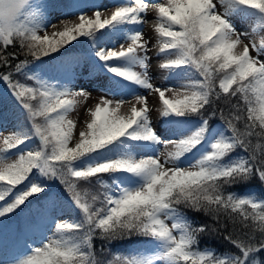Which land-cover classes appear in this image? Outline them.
<instances>
[{"label": "snow or ice", "instance_id": "6c2138e0", "mask_svg": "<svg viewBox=\"0 0 264 264\" xmlns=\"http://www.w3.org/2000/svg\"><path fill=\"white\" fill-rule=\"evenodd\" d=\"M50 7L48 0H0V69H6L0 82L31 124L30 130L17 126L0 142V231L11 214L24 211L21 206L27 207L30 197L52 198L47 181L63 185L82 219L56 222L53 235L40 246L28 245L14 264H103L95 237L111 242L133 235L150 238L152 249L116 255L108 264H264L258 255L264 253V198L225 192V186L254 176L264 183V0H130L107 17L102 4H92V17L80 11L78 23L65 22L49 33L50 26L55 28L48 19ZM150 7L165 79L200 77L182 84V93L151 83V40L140 29L125 34L124 26L146 22L142 13ZM237 22L250 24V30H239ZM122 34L126 47L102 46ZM73 41L77 51L91 42L103 62L96 67L114 77L94 108L87 109L78 138L69 114L90 93L83 86L49 84L27 59L43 63L41 58L49 57L74 72L79 64L66 47ZM17 43L25 59L13 64L17 53L8 48ZM61 48L63 53L52 56ZM137 66L141 71L133 70ZM16 74L35 86L14 81ZM129 84L158 94L159 115L178 130L175 138H160L147 96ZM166 91H173L172 98ZM217 101L224 107L218 109ZM125 103L129 109L122 113ZM218 112L222 129L213 127ZM237 150L243 154L233 157ZM80 182L104 191L82 190ZM188 212L202 213L216 226L197 222ZM225 218L234 231L224 239L239 254L200 250L202 235L228 229Z\"/></svg>", "mask_w": 264, "mask_h": 264}, {"label": "trees", "instance_id": "16d2710c", "mask_svg": "<svg viewBox=\"0 0 264 264\" xmlns=\"http://www.w3.org/2000/svg\"><path fill=\"white\" fill-rule=\"evenodd\" d=\"M101 2L102 0H48V3L51 5L49 8L48 18L51 14L59 11L78 12L81 11L84 6L100 4ZM103 31L107 32L108 30L104 29ZM97 35H99V33H97ZM78 40L86 41L87 38L80 37ZM77 44L78 41H73L71 44L66 46L67 48L73 50L74 59L78 61L79 66L74 65L75 71L78 68H91L92 66L88 63L86 53L93 52L96 49H92L91 42H88L87 44L78 45V47L82 48V50L77 51L76 49H73V45ZM64 51V48H61L59 53H53L52 56H59ZM8 52L17 53V59L12 61L13 64L25 59V56L21 54L18 43L15 47L10 46L8 48ZM27 59L30 61L29 67H32L33 65L37 66L34 74L39 76L42 80L47 81L49 84L67 86V84L73 79L75 71L73 72L69 69H66L65 67L60 66L58 60L54 61L49 57H42L41 60L43 63H41L40 61H32L30 56H28ZM0 71H6V69H0ZM191 77L200 79V77L195 73H193ZM17 80L21 83L27 84L28 86H35L34 81L27 80L24 75H14V81ZM216 104L218 109L220 107H224L223 101H217ZM190 119L195 120L198 118L193 116L190 117ZM17 126H23L29 130L31 129V124L25 118L24 109L11 95L10 89H8V87L3 82H0V128H6L10 131H13ZM216 126H220L222 128L226 127L223 126L222 122L219 120V112L215 118L213 127ZM36 144H38V141L29 143L28 147H34ZM241 154L243 153L240 150H237L232 154V156L235 157ZM47 183L50 184L48 190L52 194L51 199L45 200L43 193L39 194V196L34 195L33 197L29 198L30 203L26 202L27 207L21 206L24 208V211L17 209L15 213L11 214L9 219L3 221L6 226H15L16 235H14V241H18L23 237L24 230L27 227L30 229V226L46 218L50 213V210H59L60 212L63 211V213L65 212V214L69 216L67 220L68 222L79 221L82 219L81 214L75 208L71 197L64 189L63 185H60L58 181H47ZM80 186L82 190L88 189L90 192H94L96 194L104 191L99 185L89 186L83 182H80ZM18 187H23V185ZM225 192H233L240 195L252 194L255 197L264 198V183H261L259 179L254 176L246 181L238 182L231 186H225ZM187 214L189 217L194 218L197 222L207 221L210 225L216 226L215 221L209 220V218L205 217L202 213L196 214L193 212H188ZM225 222L228 223L227 230L220 229L217 232L204 234L199 238L200 250L211 249L218 254H239L238 250L235 249V247L228 240L224 239V236L227 235L228 232L234 231L231 223L228 222L226 218ZM93 243L97 253V259L101 260L103 264H108V262L113 260L116 255H129L137 252H145L150 250L152 247L150 238L140 235H133L130 238H124L123 240L111 242H105L101 240L99 236H97L94 238ZM258 255L259 259L264 262V253H260Z\"/></svg>", "mask_w": 264, "mask_h": 264}, {"label": "rangeland", "instance_id": "374dc122", "mask_svg": "<svg viewBox=\"0 0 264 264\" xmlns=\"http://www.w3.org/2000/svg\"><path fill=\"white\" fill-rule=\"evenodd\" d=\"M130 0H121V1H114V0H102L100 4H102L104 7H102L100 10L102 12V15L104 17H107L111 14V12L114 10V7L118 4H127ZM150 3H166V0H150ZM85 15L92 17L93 12L95 9L90 6H84L81 10ZM80 12V11H78ZM78 12H66V11H59L54 14H51L48 18L51 21L52 25H55V28L49 27L48 32L51 33L54 30H60L63 27V24L65 22H71V23H78V18L76 13ZM249 15H252V13H249ZM142 17L146 20L145 23L142 25H132V26H125V34L128 30L133 29H140L145 39L151 40L150 45V51L149 56L151 57L150 65L148 68V75L151 78V83L154 86L162 87V88H170L173 91L183 92L185 89L181 86L182 84H185L188 82V80L192 77H186L182 79H165L166 72L164 70H161L159 68V63L161 60L157 57L158 52V46H157V37L154 31V21L156 17V13L154 9L151 7L146 10V13H142ZM237 27L239 30H243V28H249L251 25L248 23H245L244 25H241L239 22H237ZM41 36L44 35L43 32L39 33ZM124 45L127 46V40L124 38V34L121 35L120 38L113 39L110 44L102 45L107 48H112L114 50H119L120 46ZM98 50V49H96ZM254 54V53H253ZM107 63L109 64H117L119 61L116 60H110ZM134 71H141V69L137 66L133 69ZM112 77V74H104V73H98L94 74L90 72V69L88 68H78L75 71V74L73 75V79L70 81L69 84H67L68 87H80L83 86L89 93L90 96L85 101L83 98H81L82 103L78 105L77 110L71 112L69 114V118L72 119L75 122V128L73 129V135L78 138L79 131L86 128V122L88 120V113L87 109L94 108L95 104L99 102V98L104 94V86L107 84L108 80ZM120 79V78H116ZM128 83V82H124ZM129 88L134 90L135 92H138L139 94L145 95L148 98V104L151 109L149 115L151 119V123L154 127V130H156L157 134L160 136L161 139H168V138H175V134L177 133V129H175L173 126H171L169 123H167L164 119H162L159 115V97L158 94L152 93L149 94L147 90L139 88L136 85H130ZM173 91H166L165 96L166 98H172ZM111 98V97H109ZM126 99L131 100L132 97L130 95L126 94ZM134 102V101H133ZM129 109V104L125 103L122 105L121 112L125 113ZM215 129H222L220 126L214 127ZM12 131L6 128H0V142H2V139L5 135L11 134ZM70 146H73V143H70ZM161 151L164 150L163 146H160ZM145 155H151L152 153H143ZM158 155V153H157ZM163 159V157H161ZM187 166V165H185ZM251 195L255 197L252 194H246ZM2 203V202H0ZM68 219V215L63 213V211L55 210V217L52 218L50 221H46L42 223V232L38 233L35 232V229L32 230V234L28 241L22 245H20L19 251H10L9 250V243L10 237H11V230L10 228H6L3 231H0L3 235L0 238V264H14V260L19 258L21 254H27V246L33 245V246H40L41 241L45 240L46 237H50L54 233V224L59 221H66ZM2 239V240H1ZM152 247L150 248V250ZM211 250L206 249L204 251Z\"/></svg>", "mask_w": 264, "mask_h": 264}]
</instances>
